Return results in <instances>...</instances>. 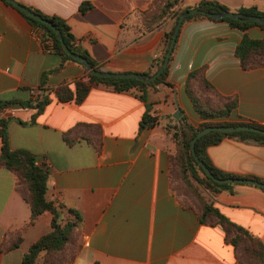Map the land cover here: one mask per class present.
Segmentation results:
<instances>
[{
	"label": "crops",
	"instance_id": "0c3cea01",
	"mask_svg": "<svg viewBox=\"0 0 264 264\" xmlns=\"http://www.w3.org/2000/svg\"><path fill=\"white\" fill-rule=\"evenodd\" d=\"M16 1L64 19L77 44L102 71L112 73H149L175 26L169 17L150 32L138 31L141 13L159 0ZM201 1H216L231 12L264 11V0H183L177 9L194 8ZM84 3L92 5L87 12L81 10ZM245 35L264 40V29L242 31L207 17L185 21L166 83L148 86L145 92H117L94 84L76 104L60 101L55 90L64 85L75 89L85 77L83 66L47 52L42 32L19 9L0 0V102L8 103L0 109V119L13 118L10 148L33 152L48 170V200L65 209L63 216L69 209L82 216L73 264H239L224 229L202 224L196 202L185 203L174 190L180 174L172 155L177 152L173 135L181 118L195 127L205 122L188 95L190 79L206 107L238 101L230 117L214 121L264 127V66L246 70L236 55ZM144 93L146 99L141 98ZM44 94L50 103L32 124L37 109L20 103H36ZM10 107L22 109L12 113ZM148 111L158 123L141 129ZM65 134L75 142L68 143ZM2 146L0 138V152ZM208 155L225 172L264 180V145L230 137L210 146ZM26 192L16 173L0 167V264H22L31 245L51 231L38 229L42 219L51 226L48 212L29 225ZM213 200L226 217L264 243L262 189L237 184ZM19 238V247L13 249Z\"/></svg>",
	"mask_w": 264,
	"mask_h": 264
},
{
	"label": "trees",
	"instance_id": "16d2710c",
	"mask_svg": "<svg viewBox=\"0 0 264 264\" xmlns=\"http://www.w3.org/2000/svg\"><path fill=\"white\" fill-rule=\"evenodd\" d=\"M2 1L10 4L6 0ZM182 1L183 0H159L156 7L152 6L147 11L141 13L142 20L138 25V31L140 33L150 32L159 27L169 17L175 19L176 26L179 17L183 13L194 8L204 11L205 14L192 15L188 17L186 21L207 17L213 20L226 21L231 26L242 31H246L254 26L264 29V24L251 22L245 23L227 18L215 19L210 17L209 15L221 13L223 10L229 11L227 7L216 1H201L194 8L189 7L186 9H177ZM26 7L56 25V27L61 31L68 48L72 52L86 58L96 70H101L96 61L90 56L89 52L77 44V39L73 35L71 27L64 19L56 15L45 14L33 7ZM91 7L92 5L90 3H84L81 6V10L82 12H87L91 9ZM20 12L36 31L42 32L44 38L52 41L53 52L60 55L63 61H73L82 65L66 54L56 32L50 26L34 19L21 10ZM239 12L264 17V11H259L256 8H242ZM175 26L171 32L166 34V45L163 56L160 59L153 61L151 69L147 74H155L162 66L173 37ZM236 55L240 59L242 67L246 70L264 66V40H255L250 38L248 35H245L237 47ZM83 68L86 72L85 77L76 82L75 89L70 88L68 85H64L55 90V94L60 101H74L76 104H81L90 93L94 84H104L117 92L129 91L133 88H139L145 92L148 86H156L161 83H166L170 72L169 64L156 81L148 84L137 79H115L111 77L100 78L89 73L86 67L83 66ZM207 87L212 88L209 84H207ZM187 88L189 97L191 98L197 112L200 114L201 118L205 120V122H203L199 127H195L186 117H183L180 120V126L177 127L176 132L173 135V139L177 144V152L172 155V164L179 168L180 174V181L174 184V190L179 195L184 196L185 203L188 204L189 199H193L196 202L198 208L196 211L202 224L209 226L219 225L224 229L225 241L234 247L236 259L239 264H264L263 241L254 236L245 227L230 220L215 206L213 198L223 191H233L236 185L219 184L212 178L208 177L202 166L195 159L191 149V142L196 137L198 131L208 127L250 126L263 130L264 127L254 122L214 121L215 119L230 117L233 110H235L238 106V101L234 99L227 102L224 106L217 108L206 107L192 90L191 79L188 82ZM141 98L146 99L145 93L142 94ZM49 103V95L44 94L37 100L36 103L31 101L28 103H20V105L37 109V113L33 116L31 122L33 124L36 122L38 115L44 111L45 107ZM7 105L8 103L0 102V109ZM12 120L13 118L11 117H3L0 119V138L3 144L0 152V167L16 173L21 182L26 186L27 192L24 194V198L31 207V219L29 225H35L38 219L46 212L52 215L51 231L41 236L34 244L31 245L28 252L23 257L22 264H48L49 260L54 255L62 252L69 245L70 241L73 239V235L77 234L83 220L78 211L69 209L67 213L70 216V219L65 222L62 221V211L65 209H59L47 198L49 177L48 170L37 164L38 157L33 152L25 149L14 151L10 148L9 125ZM157 123L158 118L151 115L148 111L142 118L140 128L145 129L153 127ZM230 137H236L243 141H253L254 143L264 145V135L257 132L245 131L223 133L212 131L198 139L196 142L195 150L197 156L206 165V167L209 168L216 178L255 179L264 183L263 179L253 176L243 177L233 173H228L213 164L208 155V148L210 146L217 145L225 138ZM65 140L70 144L75 142V140H72L68 134H65ZM88 141L92 142L90 139H88ZM259 188L264 191V188ZM21 241L22 238H19L18 241L14 243L12 248H18Z\"/></svg>",
	"mask_w": 264,
	"mask_h": 264
},
{
	"label": "water",
	"instance_id": "95a60500",
	"mask_svg": "<svg viewBox=\"0 0 264 264\" xmlns=\"http://www.w3.org/2000/svg\"><path fill=\"white\" fill-rule=\"evenodd\" d=\"M6 1L9 2L11 5H13L14 7H16L17 9H19V10L25 12L26 14H28L29 16L33 17L34 19L41 21V22L47 24L48 26H50L56 32L59 40L62 43V46H63L66 54L69 55L71 58L75 59L76 61H78L79 63H81L84 67H86L88 69L89 73H91L92 75L100 77V78L111 77V78H115V79H137V80L143 81V82L148 83V84L156 81L159 78V76L164 72V70L169 66V64L171 62L172 54L174 52V47H175L178 35L180 33V29L182 27V24L186 21V19L192 15H195V14H205L204 11H202L198 8H194L192 10H189V11L183 13L179 17V20H178V22L175 26V29H174L173 37H172L171 43L169 45L168 52L164 58V62L162 64V66L160 67V69L155 74L149 75V74H145V73H112V72H107V71H102V70H96L86 58H84L83 56H81L79 54L72 52L68 48V46L66 45L61 31L51 21L44 19L42 16H40L39 14L30 10L26 6L20 4L16 0H6ZM209 16L212 18H215V19H226L227 18V19H232L235 21L245 22V23L251 22V23L264 24V17L263 16L248 15L245 13L231 12L228 10H223L221 13L211 14ZM179 111L182 114V110L179 109ZM176 118L178 120H180V117H176ZM212 131H218V132H223V133L251 131V132H257V133L264 135V130L256 128V127H250V126L208 127V128L199 130L196 137L191 142V149H192V152H193L195 159L202 166L206 175L208 177L212 178L215 182H217L219 184H233V185L250 184V185L259 186V187L264 188V183L257 181L255 179H243V178L219 179V178H216L212 174V172L209 170V168H207L206 165L199 159V157L196 154V150H195L196 142L198 141V139H200L204 135L209 134Z\"/></svg>",
	"mask_w": 264,
	"mask_h": 264
},
{
	"label": "rangeland",
	"instance_id": "374dc122",
	"mask_svg": "<svg viewBox=\"0 0 264 264\" xmlns=\"http://www.w3.org/2000/svg\"><path fill=\"white\" fill-rule=\"evenodd\" d=\"M70 219V216L66 213L62 217V221H67ZM38 229L42 232H46L47 230H51V226L46 224V221L42 219L38 224ZM78 251V242H77V234L73 235V239L70 241L69 245L57 255H54L48 264H73L75 255Z\"/></svg>",
	"mask_w": 264,
	"mask_h": 264
},
{
	"label": "built area",
	"instance_id": "2783aa9c",
	"mask_svg": "<svg viewBox=\"0 0 264 264\" xmlns=\"http://www.w3.org/2000/svg\"><path fill=\"white\" fill-rule=\"evenodd\" d=\"M44 40H45V45H46L45 46L46 47V51L49 52V53L53 52L52 41L50 39H46V38H44ZM155 59H158L157 55L155 56ZM21 109L22 108H20V107H10V112L14 113V112H17V111H19ZM37 164L40 165V163H37Z\"/></svg>",
	"mask_w": 264,
	"mask_h": 264
}]
</instances>
